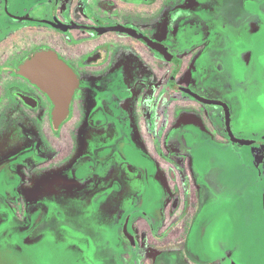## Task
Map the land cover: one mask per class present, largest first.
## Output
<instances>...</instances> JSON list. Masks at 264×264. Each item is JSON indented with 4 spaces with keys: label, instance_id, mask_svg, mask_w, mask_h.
Wrapping results in <instances>:
<instances>
[{
    "label": "flooded vegetation",
    "instance_id": "obj_1",
    "mask_svg": "<svg viewBox=\"0 0 264 264\" xmlns=\"http://www.w3.org/2000/svg\"><path fill=\"white\" fill-rule=\"evenodd\" d=\"M229 1L0 0V246L3 231L17 248L40 239L51 217L60 220L64 200L83 201L106 221L112 211L121 216L118 241L132 250L125 262L157 264L166 252H188L175 245L155 255L166 246L162 232L186 215L176 214V176L183 205L192 196L196 205L204 176L195 153L210 140L231 142L226 117L233 135L241 130L229 103L237 96L232 57L251 67L249 83L264 75V53L255 57L252 42L230 32ZM236 2L264 12V0ZM260 14L246 18L250 34L261 28ZM44 51L77 81L57 126L38 76L21 72ZM255 92L264 110L263 82ZM246 139L250 166L261 174L264 139ZM231 259L229 251L220 257Z\"/></svg>",
    "mask_w": 264,
    "mask_h": 264
},
{
    "label": "rangeland",
    "instance_id": "obj_2",
    "mask_svg": "<svg viewBox=\"0 0 264 264\" xmlns=\"http://www.w3.org/2000/svg\"><path fill=\"white\" fill-rule=\"evenodd\" d=\"M236 1L228 2L232 21L230 32H237L244 41L250 40L254 55L258 57L264 53V17H261L260 30L253 34L249 33L245 22L248 15L256 11L261 16L263 9L258 11L252 3L243 9ZM261 64L264 65V60ZM229 65L236 70L237 77V89H232L237 96L229 101L233 122L241 128L235 136L264 139V110L260 108L255 92L256 86L264 84L263 72L259 70L257 79H253L251 84L246 79L251 67L242 66L237 56L232 57ZM214 67L210 76L216 70ZM195 158L200 174L204 176L199 181L196 205L193 196L188 208L183 205L184 187L177 174L178 192L182 198L176 214L183 211L186 215L174 222L182 221L169 233L162 232L166 246L155 248V255L160 251L174 250L175 245L179 249L188 248V252H166L157 264H202L198 262L201 259L206 264H217L218 261L227 264V260H220L225 251L231 252L232 259L238 264H264V169L261 174L257 173L253 165L250 166L252 155L248 148L232 141L210 140L195 153ZM185 181L189 191L191 176ZM155 199L158 200L157 194ZM67 204V201L61 200L60 211L63 214L60 220L51 217L49 225L39 230L41 237L34 243L17 248L15 244L10 245L8 238L5 239L3 231L0 264H133L134 258L130 262L124 260L130 253L132 256L131 247L120 239L118 241L120 233L117 227L122 221L118 213L112 211V219L109 220V216V221H106L104 212L93 211L90 207L86 209L83 201L73 202L71 206ZM192 207L196 219H193ZM54 212L59 215L58 211ZM173 218L167 217L165 225ZM182 255L187 260L182 259ZM194 255L201 258L197 260Z\"/></svg>",
    "mask_w": 264,
    "mask_h": 264
},
{
    "label": "water",
    "instance_id": "obj_3",
    "mask_svg": "<svg viewBox=\"0 0 264 264\" xmlns=\"http://www.w3.org/2000/svg\"><path fill=\"white\" fill-rule=\"evenodd\" d=\"M23 74L33 73L38 76V83L49 95L55 108L53 111V123L57 126L65 117L68 103L76 86V78L68 66L61 61L56 54L44 51L31 56L21 67ZM218 103V101H212ZM211 103V102H210ZM229 139L238 144H251L252 141L246 138H239L232 134L228 117H226ZM257 160H261L258 158ZM229 264H238L231 259Z\"/></svg>",
    "mask_w": 264,
    "mask_h": 264
}]
</instances>
